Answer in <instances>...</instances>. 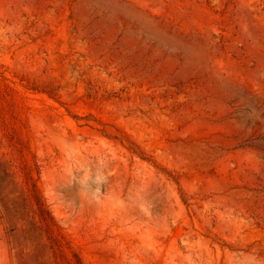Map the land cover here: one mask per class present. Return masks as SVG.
<instances>
[{"label": "rangeland", "instance_id": "1", "mask_svg": "<svg viewBox=\"0 0 264 264\" xmlns=\"http://www.w3.org/2000/svg\"><path fill=\"white\" fill-rule=\"evenodd\" d=\"M0 264H264V0H0Z\"/></svg>", "mask_w": 264, "mask_h": 264}]
</instances>
